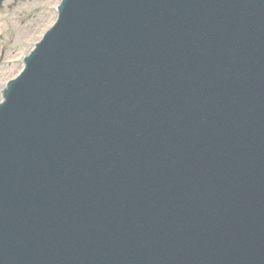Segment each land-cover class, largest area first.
Listing matches in <instances>:
<instances>
[{
    "label": "water",
    "instance_id": "95a60500",
    "mask_svg": "<svg viewBox=\"0 0 264 264\" xmlns=\"http://www.w3.org/2000/svg\"><path fill=\"white\" fill-rule=\"evenodd\" d=\"M25 64L0 264H264V0H63Z\"/></svg>",
    "mask_w": 264,
    "mask_h": 264
},
{
    "label": "rangeland",
    "instance_id": "374dc122",
    "mask_svg": "<svg viewBox=\"0 0 264 264\" xmlns=\"http://www.w3.org/2000/svg\"><path fill=\"white\" fill-rule=\"evenodd\" d=\"M56 6L55 0H7L0 8V100L4 81L21 70L22 51L51 25Z\"/></svg>",
    "mask_w": 264,
    "mask_h": 264
},
{
    "label": "bare ground",
    "instance_id": "6f19581e",
    "mask_svg": "<svg viewBox=\"0 0 264 264\" xmlns=\"http://www.w3.org/2000/svg\"><path fill=\"white\" fill-rule=\"evenodd\" d=\"M55 2L57 3L58 2V0H55ZM52 13H50V15H51ZM54 16V15H53ZM52 19V18H51ZM37 38H35V39H33V40H36ZM26 53V51H23L21 54H25ZM9 78V77H8ZM8 78H6V79H8Z\"/></svg>",
    "mask_w": 264,
    "mask_h": 264
}]
</instances>
